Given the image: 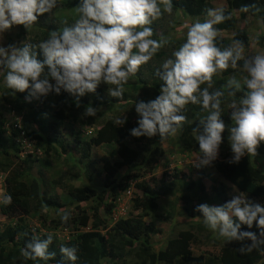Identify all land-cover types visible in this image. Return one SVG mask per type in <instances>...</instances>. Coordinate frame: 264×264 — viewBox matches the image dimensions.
Returning <instances> with one entry per match:
<instances>
[{
	"label": "trees",
	"instance_id": "16d2710c",
	"mask_svg": "<svg viewBox=\"0 0 264 264\" xmlns=\"http://www.w3.org/2000/svg\"><path fill=\"white\" fill-rule=\"evenodd\" d=\"M225 15H231V19L215 25L220 32H234L231 39L218 38L220 47L232 46L233 42L239 40L244 46V50L249 46L250 40L246 32L236 29L235 11H240L242 6H248L247 12H242V16H253L260 20L264 27V0H225ZM79 0H60L59 6L53 10L52 14H45L33 27L28 30L20 26L18 38L22 35H35L32 44L41 42L48 38L51 31L61 30L64 27L71 26L79 18L78 6ZM161 15L153 20L149 27L153 30V39L162 41V47L157 54L147 64L140 67L139 71L131 76L128 83L124 85V94L122 98L104 99L107 105V111L113 115L104 120L102 127L96 132V135L89 140L77 139L78 158L75 163L68 165V171L63 172L61 176L53 181L57 187H61L64 197L48 194L54 191L55 187L44 189L45 181L42 184L34 179L30 172L35 162L39 159L33 158L31 154L22 159L20 155L23 150L25 139L30 146L37 143L43 150V163L48 162L49 157L54 154L56 159L63 158L64 163L69 162L65 158L67 145L64 143L62 133L58 125L65 119H77L80 113L84 115L86 107L91 105L85 97H73L68 93L62 92L60 95L51 93L48 96L31 97L29 92H13L8 87L3 86L4 77L0 75V158L5 164L6 169L11 173L6 180V196L11 195L10 205H4L6 211H19L21 217L14 226H7L0 232V264H264V251L259 248L252 251L241 252V243L228 244L217 237L215 242L220 245L217 254L211 256L202 254L195 256L193 245L197 240V229L204 230V241L212 238L214 233L207 228L202 220V214L195 211L197 205L208 204V194L205 190L201 177L197 181L187 183L186 189L181 193L179 199L174 198L171 201L172 206L176 207L181 200L183 211L188 217H191L189 229L182 230L174 238L166 243L165 247L156 251L153 238L159 234V229L154 223H146L145 218L153 219L159 206V193L151 189L147 184L137 186L143 193V196L136 199L133 203V210L139 212V215L131 216L126 220L118 221L112 228L108 229L107 221L102 217L101 207L105 202V193L96 190L93 181L95 180L94 170H90L91 149L106 145L111 150L112 155H116L113 164L108 161L103 166L104 179L103 187L115 193L118 190H126L129 186L127 175L125 181L118 178L121 170L130 168L136 170L135 177H145L151 172L158 159L163 156L164 149L159 145V141L168 140L171 136L161 140L157 135L152 138L133 137L131 129L137 127L138 115L135 111V104L140 101L148 102L155 99L160 93V86L163 83L156 75L164 61L173 58L172 53L179 49L185 42L186 36L176 39L169 36L168 29L164 30L162 21H166L168 27H174L175 23L180 22V18H191L203 22L207 16V10L212 7L211 0H171L172 11H165L166 3L160 2ZM179 20V21H178ZM172 25V26H171ZM11 39L8 38V47L11 46ZM38 58L43 60V56L36 50ZM244 61L241 60L238 69L229 68L213 76L212 87L209 91L220 90L224 93L221 97L222 115L226 124V131L223 133L224 141L220 150L225 152L221 161L215 163L218 173L231 183L239 192L245 193L248 197L257 199L264 205V170H261L254 160H260L264 157V145L258 149L256 155L245 156L239 163H229L232 159L230 143L227 139L231 127L230 119L231 109L229 105L233 100L239 101L247 91L241 80V75H246L242 71ZM235 76L241 81V90L236 92L235 96L230 95L227 82ZM108 86V85H107ZM207 83L201 87H207ZM113 87V86H108ZM106 88L99 87L95 94V103L101 101L104 97ZM49 98V99H48ZM50 98L59 101L62 107L59 108L57 102L48 104ZM79 101V107H77ZM38 105L51 109L49 114L40 112ZM11 107L18 115L24 112L28 118L27 127L35 126L36 131H28L27 136L21 126H14V133L8 134L7 118L5 110ZM117 108H114V107ZM58 108V110H55ZM127 113V122L123 126L115 123ZM188 120L178 129L177 142L180 150L187 153L199 152V145L196 140L198 132L203 131L200 124L201 120L206 119L208 113L199 104H188L183 112ZM16 136L18 139L16 140ZM20 140V141H19ZM142 142L144 144H142ZM65 158V159H64ZM41 162V161H40ZM85 167V170L82 169ZM77 170V171H76ZM144 171V173H143ZM82 172V173H81ZM68 178L65 181L64 178ZM73 177H80L82 184L75 187L69 181ZM170 195H175L174 191L168 189ZM210 199L217 206L223 205L221 192L211 193ZM84 203H92L89 207H82ZM69 205L66 207V205ZM113 205H107L105 212H111ZM49 209L57 214L55 219L48 215H42L41 210ZM69 214L67 222L62 221L64 214ZM36 214L43 226V232L35 234L27 224V217ZM169 214L167 218H171ZM160 218L161 215L159 216ZM89 225L91 227L89 228ZM60 227H65L71 231V236L67 240L60 239L55 233ZM243 231L257 232L258 229L253 226L248 229L242 226ZM206 231L209 233L206 234ZM38 232V231H37ZM43 233V234H42ZM52 235L53 243L49 251L55 253L52 260H43L40 258L31 259L23 255L26 246L33 237L40 239ZM245 243L250 244L251 241ZM77 248L78 259L75 262L69 261L64 257L60 248ZM264 247V246H262Z\"/></svg>",
	"mask_w": 264,
	"mask_h": 264
},
{
	"label": "clouds",
	"instance_id": "9594fccd",
	"mask_svg": "<svg viewBox=\"0 0 264 264\" xmlns=\"http://www.w3.org/2000/svg\"><path fill=\"white\" fill-rule=\"evenodd\" d=\"M160 2L166 3L165 11H172L171 0H79V18L71 26L51 31L38 45L25 41L18 48L0 46V75L14 93L28 91L31 97L62 92L84 97L106 84L113 86L107 89L110 97L122 98L129 78L162 47L163 42L152 38L154 33L148 26L160 17ZM59 3L60 0H0V39L14 26L22 25L28 30L39 17L52 14ZM240 11L247 12L248 6H242ZM207 17L186 26L185 42L156 72L163 82L159 95L135 104L137 127L130 132L136 138L158 135L163 140L175 135L188 120L183 114L186 105L199 104L208 115L200 121L203 131L196 135L200 155L194 166L198 168L210 166L219 158L226 131L221 107L224 93L209 91L213 76L229 68L238 69L241 60L247 91L229 105L232 125L227 128V139L233 154L229 163L256 155L264 144V55L246 59L239 40L232 46L220 47V30L215 25L231 19V15L226 16L223 8H209ZM37 49L43 60L38 58ZM205 83L208 86L202 88ZM227 87L234 90L229 94L235 96L241 90V81L233 76ZM84 115L95 117L97 109L89 105ZM126 122V116L115 121L121 126ZM234 191L238 192L235 188ZM0 202L10 205L11 195ZM195 211L202 214L211 231L229 242H240L241 252L257 248L264 251V205L250 200L245 193L238 192L223 205H197ZM69 218L66 213L62 221ZM242 226H255L258 234L243 231ZM52 243V235L45 239L33 237L23 255L52 260ZM77 251L75 247L60 248L61 254L72 262L78 259Z\"/></svg>",
	"mask_w": 264,
	"mask_h": 264
},
{
	"label": "rangeland",
	"instance_id": "374dc122",
	"mask_svg": "<svg viewBox=\"0 0 264 264\" xmlns=\"http://www.w3.org/2000/svg\"><path fill=\"white\" fill-rule=\"evenodd\" d=\"M211 3L213 8L226 7L225 0H211ZM234 15L236 18V29L246 32L250 40L249 46L244 50V57L246 59H251L255 55H264V27L262 22L250 15L242 16L241 11H235ZM40 18L45 19L43 16ZM207 18L208 17L206 16L205 19ZM180 20V22L175 23L174 27H168L166 26V21H162L161 23L164 26L161 27H163L164 30L169 28V36L172 38L180 39L187 35L186 26L190 27L197 21L191 18H180ZM19 32L20 26H14L10 31L3 35L2 39H0V46L8 48V38L11 39V46H15L17 48L21 47L25 41L32 43L35 39L34 34L22 35L20 38H18L17 34ZM234 32H220L218 38L231 39L234 37ZM34 44L38 45L39 42ZM243 76L244 74L241 75V80H243ZM3 86L7 87L4 81ZM100 87L108 89L106 84H101ZM84 97L85 100H87L89 103H92L93 107L97 109V115L95 117H88L80 113L77 119L68 118L58 125V129L62 133L64 143L67 145V151L64 157L69 158V162L64 163L63 158L58 160L56 159V156L52 154V156L49 157L48 162L43 163L42 159L44 156L41 146H39L36 142H32V146H30L27 142H25V139H21L23 142V150H21L22 154L20 157L25 159L27 155L31 154L33 158L39 159L38 162L34 163L30 175L39 183H41L42 187L43 181H45L44 189L46 191H48L51 186L55 187V190L48 192V194L52 193L53 195L64 197L63 189L61 187L55 186L53 181L58 179L63 172L68 171L69 164L76 162L79 152L77 139L80 138L89 140L90 138L94 137L96 132L102 127L104 120L113 115L112 112L107 111V105L104 104L103 98L110 99V96L107 94L106 90L104 97H101V101L98 103H95L96 97L92 96L91 94H87ZM54 101L55 100L53 98H50L48 101L50 107H52L51 105ZM55 102L59 104V108L62 107V104L59 101ZM38 107L40 108V112H42V114L50 113L51 109L49 110L41 105H38ZM114 108L117 107L115 106ZM55 110H58V108ZM5 113L8 121L7 135H11L12 132H14L13 128L16 124L23 128L25 136H27L28 131H36L35 126L27 127L28 118L25 116L24 112L18 115V113L15 110H12V108L9 106L6 108ZM126 115L127 113L125 112V116ZM177 136L178 130L175 135H172L168 140L159 141V145L164 149V154L158 159V162L154 165L153 170L148 172L145 177L136 178V172H133L136 170H131L130 168H124L121 170L118 178H123L125 181L127 175H129V186L126 190L117 189L115 193H111L110 190L104 188L102 184L105 175L103 172V166L106 161H108L110 164H113L116 160V155H112L110 152L111 150L106 145L93 147L91 149L90 170H94L95 175L93 184L96 187L95 189L99 192L105 193V191H107L105 196L106 200L101 207V213L102 217L107 221L108 229L112 228L120 220H126L131 216L137 217V215H139V212L133 210L134 201L143 196L142 191L137 188L138 185L142 183L147 184L151 189L159 193V206L155 217L153 219L145 218L146 223H154L159 229V234L153 238L155 243L154 248L156 251L163 249L168 240L176 237L179 232L189 229L190 221L193 218L188 217L183 211L182 201L180 200L178 202V205H176L175 209L171 204L172 199H179L181 193L185 191L187 183L197 181L203 177L202 181L208 194V205L217 206V204L212 202L210 199V195L213 192H221L222 199L225 200V203L231 200L232 197L237 195L239 192L234 191L235 187L225 178H223L215 168V163L221 161L225 156V152L223 150H220L219 158L213 162L212 165L198 168L194 165L196 160L199 158L200 153H187L181 151L177 142ZM15 139L17 140L18 137L16 136ZM142 144L144 143L142 142ZM254 164H256L261 170H264V157L258 161L254 160ZM81 167L83 170H85L84 166L81 165ZM10 173L11 170L6 169L5 164L2 163L0 158V201H2L3 197L6 196V180ZM64 180L68 181V178L65 177ZM69 182L75 187H80L82 184V179L80 177H73ZM168 189L171 191L173 190L176 194L173 196L166 194L168 193ZM128 191H130V194L127 193ZM248 198L254 202L260 203V201L257 199L250 197ZM119 199H121V202H119ZM91 205L92 203H84L82 204V207H89ZM107 205H113L111 212H105ZM68 206L69 205L67 204L66 207ZM41 214L48 215L52 219L57 217V214H55L54 211H50L49 209L41 210ZM169 214H172L171 218L164 220ZM160 215L162 218L159 217ZM20 217L21 213H19V211L8 212L4 209L3 203L0 202V232L5 230V228L9 225L14 226L19 222ZM26 221L28 226L31 227L35 234H38L39 231H44L41 221L36 214L29 215ZM90 227L91 225H89V228ZM208 233L209 232L206 231V234ZM55 234L60 239L67 240L71 236V231L65 227H60ZM195 234L198 235L197 240L192 247L195 256L202 254L213 256L217 254L221 248L220 245L215 242L217 237L225 242L224 238L220 237L216 232L212 234V238L208 241H204V230L199 231L197 229V233ZM227 243L230 245L236 244L235 241H228Z\"/></svg>",
	"mask_w": 264,
	"mask_h": 264
},
{
	"label": "built area",
	"instance_id": "2783aa9c",
	"mask_svg": "<svg viewBox=\"0 0 264 264\" xmlns=\"http://www.w3.org/2000/svg\"><path fill=\"white\" fill-rule=\"evenodd\" d=\"M89 134H90V132H89Z\"/></svg>",
	"mask_w": 264,
	"mask_h": 264
}]
</instances>
